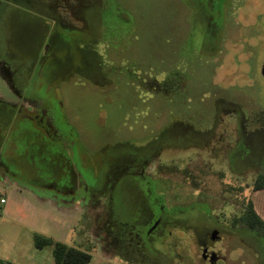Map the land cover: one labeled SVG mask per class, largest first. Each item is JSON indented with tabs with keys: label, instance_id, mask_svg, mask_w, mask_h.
<instances>
[{
	"label": "rangeland",
	"instance_id": "1",
	"mask_svg": "<svg viewBox=\"0 0 264 264\" xmlns=\"http://www.w3.org/2000/svg\"><path fill=\"white\" fill-rule=\"evenodd\" d=\"M70 1L74 5L75 0ZM233 1L225 29L217 34L208 28L207 12L196 4L197 0H92L82 7L85 21L73 18L76 29L71 31L59 23V11L51 0H9L5 8L14 28L11 51L19 58L30 64L42 43L50 45L45 77L57 89L63 103L58 111L66 115L73 138L85 148L87 153L81 162L88 167L90 162L100 166L105 156L147 143L167 123L171 112L179 115L184 109L189 118L222 96L241 100L246 109L250 105L264 109V78L260 72L264 0ZM60 11L65 12L62 8ZM217 35L234 43L241 38L247 44L227 41L217 55ZM63 36L73 43L65 45ZM254 37L260 41L255 47L260 64L246 84L248 50L255 45ZM74 42H81L82 48ZM72 53L77 56L70 62L68 56ZM98 54L104 56L102 61ZM175 71L185 82L180 95L166 98L142 85V80H163ZM0 96L13 99L2 74ZM47 145L30 147L24 156V139L19 135L6 150L14 179L42 187L41 191L60 199L54 196L49 198L52 203L41 202L30 195L27 187L0 173V201L2 196L7 201L0 202V258L20 264H56L52 246L38 249L35 245L36 231H43L56 240L89 250L93 258L88 264H126L106 248L101 238L99 222L105 214V196L97 204L81 200L77 205L75 198L63 201V191L77 184L75 171L57 144ZM254 151L255 164L264 170V140L260 134ZM239 181L242 185L247 182ZM249 184L247 189L242 187L244 193L242 188L239 190L242 199L225 206L229 214L238 211L246 197H252L264 212V193H256L251 180ZM174 193L178 199L173 202L188 201L186 189ZM116 198L117 205H123L119 193ZM236 247L229 264H242L243 260L254 264L248 257L249 249L244 255L238 244Z\"/></svg>",
	"mask_w": 264,
	"mask_h": 264
},
{
	"label": "flooded vegetation",
	"instance_id": "2",
	"mask_svg": "<svg viewBox=\"0 0 264 264\" xmlns=\"http://www.w3.org/2000/svg\"><path fill=\"white\" fill-rule=\"evenodd\" d=\"M88 1L92 0H75L72 5L70 0H51L59 11V23L69 31L76 29L73 18L85 21L81 12ZM8 2L0 0L4 4L0 5V74L7 80L13 99L0 96V173L41 191L42 187L14 179L6 150L19 135L24 139V156L30 147L57 144L77 180L75 188L63 191V201L79 197L97 204L105 196V214L99 222L101 238L126 264H229L237 244L243 251L249 249L248 257L254 264H264V236L237 222L246 214L252 197L243 198L238 211L229 214L225 210L227 204L231 207L241 198L239 190L249 188L250 180L254 190L256 177L264 172L254 162L257 135L264 140V109L251 105L246 109L241 100L222 96L189 118L184 109L179 115L171 112L167 123L147 143L105 156L100 166L90 162L85 167L81 159L87 152L73 138L66 115L58 111L63 103L57 89L45 77L50 45L42 43L30 64L11 51L14 28L5 8ZM196 4L206 10L207 26L213 34L225 29L233 0H197ZM217 39V55L227 41L234 43L222 36ZM254 40L255 45L248 50L246 84L260 64L255 49L260 41ZM62 41L71 45L74 40L63 36ZM74 43L82 48L81 42ZM234 44L247 43L238 38ZM76 56L72 53L68 59L73 62ZM98 57L100 61L104 58L101 54ZM260 72L264 78V58ZM141 82L153 94L166 98L182 94L185 88L177 72L163 80L147 78ZM239 179L247 182L242 185ZM177 189H186L185 204L173 202L178 199L174 195ZM118 193L121 206L117 205ZM241 263L247 264L245 260Z\"/></svg>",
	"mask_w": 264,
	"mask_h": 264
},
{
	"label": "trees",
	"instance_id": "3",
	"mask_svg": "<svg viewBox=\"0 0 264 264\" xmlns=\"http://www.w3.org/2000/svg\"><path fill=\"white\" fill-rule=\"evenodd\" d=\"M254 191L256 193H264V172L256 177ZM237 222L250 227L252 230L259 231L264 236V212L258 209L255 200L248 202L246 214L238 218ZM34 238L37 248L42 249L46 246H52L56 264H88L93 258V254L89 250L69 245L52 237L36 233ZM0 264L14 263L10 260L0 258Z\"/></svg>",
	"mask_w": 264,
	"mask_h": 264
},
{
	"label": "crops",
	"instance_id": "4",
	"mask_svg": "<svg viewBox=\"0 0 264 264\" xmlns=\"http://www.w3.org/2000/svg\"><path fill=\"white\" fill-rule=\"evenodd\" d=\"M29 193H30V195H33V197H35L36 199H38L39 201H41V202H44V201H50V203H52L53 202V200L52 199H49V198H55V197H53L51 194H49V193H46V192H44V191H36V190H33V189H31V188H27L26 189ZM258 193V192H257ZM2 197H4V198H6L5 196H2ZM76 199V200H75ZM75 201H76V204L77 205H79L80 204V201H81V199L79 198V197H75ZM1 202V201H0ZM2 203V202H1ZM5 203H7V201L5 202ZM36 233H39V234H43V235H45V236H48V237H52V235H49L48 233H43V231L42 232H40V231H36ZM53 238V237H52ZM70 245V244H69ZM72 246H77V245H72ZM47 247V246H46ZM77 247H79V246H77ZM45 248V247H44ZM80 248H82V249H84L83 247H80ZM38 249H40V248H38ZM43 249V248H42ZM2 259H4V258H2ZM6 260H9V259H6ZM10 261H12L14 264H20V263H18V261H16V260H14V259H12V260H10ZM55 261V260H54Z\"/></svg>",
	"mask_w": 264,
	"mask_h": 264
},
{
	"label": "built area",
	"instance_id": "5",
	"mask_svg": "<svg viewBox=\"0 0 264 264\" xmlns=\"http://www.w3.org/2000/svg\"><path fill=\"white\" fill-rule=\"evenodd\" d=\"M1 202H2V203H5V202H6V199H5V198H2V199H1Z\"/></svg>",
	"mask_w": 264,
	"mask_h": 264
}]
</instances>
